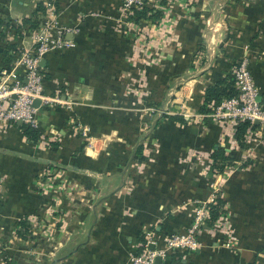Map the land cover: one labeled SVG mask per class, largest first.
Listing matches in <instances>:
<instances>
[{"label":"rangeland","instance_id":"1","mask_svg":"<svg viewBox=\"0 0 264 264\" xmlns=\"http://www.w3.org/2000/svg\"><path fill=\"white\" fill-rule=\"evenodd\" d=\"M239 1L147 0L145 6L160 12L156 18L147 19L134 16L136 0H89L92 8L81 12L79 36L91 40L82 46L74 41L66 51L74 49L83 65L105 68L98 82L107 88L96 90L87 107L78 101H63L61 92L50 95L53 101L43 111L63 113L59 128L75 141V148L63 155L59 151V141H63L55 130L45 136L49 141L39 140L43 152L48 149L54 154L41 158L42 165L33 175L29 192L34 204L30 210L24 208L25 213L9 217L0 213V264H65L67 251L87 239V231L96 222L94 215H101L106 207L105 199H133L135 191L152 180L157 165L175 171L180 179L175 189L194 183L202 188V194L183 204L188 212L187 225L156 233L149 224L138 236L143 242H136L129 257L140 250L146 238L155 240L157 248L166 249L164 259L179 254L180 260L188 257V264H196V254L202 262V256L214 249H224L230 255L242 249V239L224 204L223 188L232 170L235 173L241 164L254 167L261 159L264 131H249L235 144L223 120L197 113L205 86L218 76H232L243 57L249 62L246 51L253 45L246 32L235 26L239 15L230 6ZM49 2L54 1L31 0L25 17H32L39 3L44 13ZM255 34L264 38L263 25L258 24ZM259 48L264 50V46ZM189 79L191 85L186 82ZM173 115L187 116L186 124L174 125L168 119ZM111 131L114 138L104 143ZM213 134L233 154L230 161H214L223 164L222 173L207 179L204 173L210 165ZM50 143H57L55 151ZM88 149L97 151L95 159L86 155ZM81 158L90 163L85 170L77 168ZM3 180L0 175V208L6 194ZM127 204L118 209L119 225L131 216ZM206 208L217 210L219 216L210 227ZM201 212L207 219L195 230V249L179 251L166 245L164 239L180 237ZM179 259L170 264L180 263Z\"/></svg>","mask_w":264,"mask_h":264},{"label":"crops","instance_id":"2","mask_svg":"<svg viewBox=\"0 0 264 264\" xmlns=\"http://www.w3.org/2000/svg\"><path fill=\"white\" fill-rule=\"evenodd\" d=\"M53 1L51 3L59 11L60 21L78 27L76 34H67L66 37L75 41L78 46L90 42V37L79 36L81 12L92 8L88 4L89 0ZM230 6L239 15V19L234 22L235 26H240L241 31L246 32L247 40H251L253 45L246 51V55L249 56L254 82L259 90L258 100L262 101L264 100V57L260 54H263L264 50L259 47L264 46V38L262 40L256 38L255 32L258 24L264 27V0H240L239 3ZM30 10L31 0H0V19L10 18L19 23V20L28 15ZM25 37L26 34H23L18 39L17 46ZM5 38L12 40V36L7 32ZM73 50L55 51L43 57L44 63L41 69L46 77L45 89L48 95L61 92L60 99L63 101H78L80 106L87 107V103L99 89L104 91L107 88L104 82L102 85L98 82L99 76L105 75L106 72L105 68L97 70L91 65H83L81 55ZM258 51L259 54H256ZM186 82L191 85L192 79ZM40 110L41 112L38 113L43 120L41 126L43 138L50 140L46 139L49 136L46 138L45 136L52 130L57 131L63 141L62 143L59 141V151L67 155L75 148V141L68 137L65 130L59 128V125H63L61 123L63 113L59 111L45 113L41 107ZM183 118L186 119L187 116ZM174 125L179 127L177 124ZM18 126V124L11 125L0 133V175L2 178L5 177L2 184L6 190L5 197L1 201V217L17 216L25 213V210H30L34 204L33 196L29 192L33 175L38 173L42 165L41 158L46 154H54L48 149H43L45 151L43 152L41 143H28ZM113 132L106 135L107 140L104 143L112 141ZM212 138L211 143H214L216 141L214 134ZM114 141H117L116 137ZM217 142L224 147L219 141ZM224 149L226 152L231 151ZM87 151L86 155L91 159L97 157V151L90 149ZM261 152V159L257 160L254 167L241 164L240 169L235 173V170H232L229 179H225L223 188L224 204L231 213V222L237 235L242 239V249L235 254L236 256L230 255L224 249L218 248L219 251L214 249L208 251L207 256H202L204 258L202 262H199L200 254H196L193 257L196 264H264V150ZM79 162L81 165H77V168L81 170L87 169V165L90 164L87 158H81ZM163 166L155 167L152 180L149 183L147 180L142 186L139 185L141 187H137L133 199H125L121 202L118 201V196L105 199L106 207L101 215L97 217L94 215L93 220L95 219L96 222L90 232L87 231V239L81 241L79 247L67 251L64 255L65 264H129V253L134 249L144 227L153 224L156 233H160L187 225L188 212L183 204L186 200L201 195L202 193L199 192L202 188L194 183H187L185 187L175 189L180 185V179L176 177L175 171L170 172L169 167ZM124 202L131 207V216L126 223L119 225L118 209L125 204ZM187 258H182L178 264H188ZM159 264L170 263L164 259L160 260Z\"/></svg>","mask_w":264,"mask_h":264},{"label":"built area","instance_id":"3","mask_svg":"<svg viewBox=\"0 0 264 264\" xmlns=\"http://www.w3.org/2000/svg\"><path fill=\"white\" fill-rule=\"evenodd\" d=\"M145 1L147 0H136L137 6L142 5ZM77 31L76 25L60 21L59 11L49 2L44 8L38 26L32 31L24 33L26 37L19 44L15 59L9 66L0 69V133L19 122L40 134L36 143H40L39 140L45 141L42 136V121L38 109L32 106V102L34 99H38V107L42 108L49 102L51 103L53 99L45 92L44 78L39 62L47 53L71 48L74 41L67 38L66 35L76 34ZM231 77L237 90V96L223 100L212 114L223 120L224 124L229 125L228 129L231 133L228 136L232 141V133L240 121L250 123L256 121L257 128L253 131H257V129L264 131V101L258 100L249 62L245 57L233 69ZM12 95L14 98H11ZM64 106L65 108L69 107L68 104ZM234 143L236 144L235 141ZM207 210L206 208L205 214L208 213ZM205 214L198 213L191 228L187 229L180 237L164 239L166 245L179 248V251L195 249L197 245L194 241L195 230L199 225L205 223L207 219ZM156 245L155 240L146 238L144 243L140 244V250L130 254L129 264H155L156 257L159 260H164L166 249H159ZM149 246H152V249Z\"/></svg>","mask_w":264,"mask_h":264},{"label":"trees","instance_id":"4","mask_svg":"<svg viewBox=\"0 0 264 264\" xmlns=\"http://www.w3.org/2000/svg\"><path fill=\"white\" fill-rule=\"evenodd\" d=\"M138 6L137 8H132V11L134 13V16L139 18H147V19H154L156 18L160 12L158 10H155L153 8H148L144 5ZM43 8L41 7V4L39 3L37 7H35L32 11V17H22L19 20V23L14 22L10 18H6V20L0 19V69L3 67L9 66V64L15 59L18 46L17 42L18 39L23 36L24 33H27L29 31L34 30L40 20L41 16L43 15ZM147 15V12H150ZM10 33L12 36V40L10 38H5V34ZM65 51V50H64ZM48 54V53H47ZM46 56V55H45ZM249 69L251 71L252 77L253 72L252 68L250 67L249 63ZM42 71V69H41ZM45 76L43 75V78ZM45 82L46 77L44 78V88H45ZM46 92V89H45ZM237 96V90L234 87V81L232 80V77L230 75H222L215 78V80L212 82V84L205 86L202 89L201 93V103L198 106L197 113L203 114V115H209L212 114L215 110V108L223 101L227 100L229 98ZM42 110H44V106L42 107ZM169 121H171L174 124H177L179 126L184 125L186 123V120L183 118L182 115H173L168 117ZM18 128L20 129L22 135L26 139L28 143L35 144L38 139L40 138V134L30 129L29 127H25L24 125H19ZM257 124L250 123L248 121H240L237 123L232 136L233 140L237 142H240L242 138L245 137V135L249 131L256 130ZM51 149L53 151L56 150L57 143H50ZM210 149L211 152L209 153L208 160L210 161V165L207 167L206 171V177L207 179H212L213 175L222 173V166L223 162L232 160L233 151L226 152L225 147H222L219 145L217 141H214V143H211ZM241 147V145L239 146ZM144 160L143 158L141 159ZM214 161H221L222 163H216L214 164ZM212 206V205H211ZM208 217L210 220L206 222L207 226H211L212 222L218 219L217 210H214L211 208V210L208 211ZM139 243L143 242L142 238H138L137 240ZM179 254H171L167 256V262L171 263L173 260H178ZM180 260V259H179Z\"/></svg>","mask_w":264,"mask_h":264},{"label":"water","instance_id":"5","mask_svg":"<svg viewBox=\"0 0 264 264\" xmlns=\"http://www.w3.org/2000/svg\"><path fill=\"white\" fill-rule=\"evenodd\" d=\"M39 63H40V65H43V63H44V59L41 58V60H40ZM11 98H14V96L12 95ZM38 105H39V100H38V99H34L33 102H32V106H33L34 108H37V109H38V112H41V110H40V108L38 107ZM41 121H43V120L41 119ZM253 123L256 124L257 122L254 121ZM17 124L20 125L19 122H18ZM149 248L152 249V246H149ZM159 263H160V260H159L158 257H156V258H155V264H159Z\"/></svg>","mask_w":264,"mask_h":264}]
</instances>
